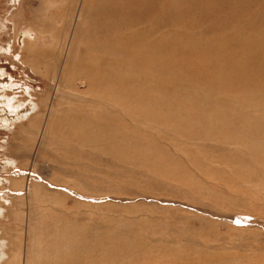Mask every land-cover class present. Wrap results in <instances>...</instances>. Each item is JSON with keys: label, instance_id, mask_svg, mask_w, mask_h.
Wrapping results in <instances>:
<instances>
[{"label": "rangeland", "instance_id": "374dc122", "mask_svg": "<svg viewBox=\"0 0 264 264\" xmlns=\"http://www.w3.org/2000/svg\"><path fill=\"white\" fill-rule=\"evenodd\" d=\"M0 264H264V0H0Z\"/></svg>", "mask_w": 264, "mask_h": 264}, {"label": "bare ground", "instance_id": "6f19581e", "mask_svg": "<svg viewBox=\"0 0 264 264\" xmlns=\"http://www.w3.org/2000/svg\"><path fill=\"white\" fill-rule=\"evenodd\" d=\"M69 98L74 102V98H72V97H68V99H69ZM6 106L9 108V110H10L11 112H15V111H17V109H18V107L14 106V104H12L10 101H7V105H6ZM17 133H19V132H17Z\"/></svg>", "mask_w": 264, "mask_h": 264}]
</instances>
